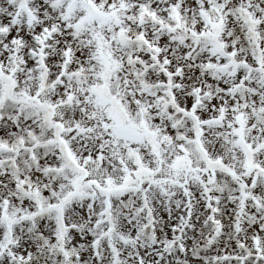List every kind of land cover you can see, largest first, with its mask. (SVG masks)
I'll return each mask as SVG.
<instances>
[{"label":"snow or ice","instance_id":"6c2138e0","mask_svg":"<svg viewBox=\"0 0 264 264\" xmlns=\"http://www.w3.org/2000/svg\"><path fill=\"white\" fill-rule=\"evenodd\" d=\"M0 264H264V0H0Z\"/></svg>","mask_w":264,"mask_h":264}]
</instances>
